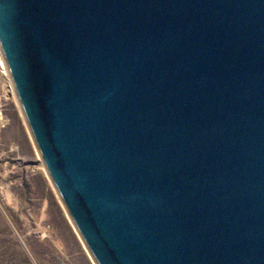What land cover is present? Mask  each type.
I'll use <instances>...</instances> for the list:
<instances>
[{"label":"water","instance_id":"water-1","mask_svg":"<svg viewBox=\"0 0 264 264\" xmlns=\"http://www.w3.org/2000/svg\"><path fill=\"white\" fill-rule=\"evenodd\" d=\"M0 51L96 264H264V0H0Z\"/></svg>","mask_w":264,"mask_h":264},{"label":"rangeland","instance_id":"rangeland-1","mask_svg":"<svg viewBox=\"0 0 264 264\" xmlns=\"http://www.w3.org/2000/svg\"><path fill=\"white\" fill-rule=\"evenodd\" d=\"M86 249L0 67V264H96Z\"/></svg>","mask_w":264,"mask_h":264},{"label":"bare ground","instance_id":"bare-ground-1","mask_svg":"<svg viewBox=\"0 0 264 264\" xmlns=\"http://www.w3.org/2000/svg\"><path fill=\"white\" fill-rule=\"evenodd\" d=\"M0 67H1V69H2V73H4V74H9V72H8V70H7V67H6V65H5V63H4V60H3V57H2V53H1V51H0ZM87 248V247H86ZM87 250V249H86ZM91 256V255H90Z\"/></svg>","mask_w":264,"mask_h":264}]
</instances>
